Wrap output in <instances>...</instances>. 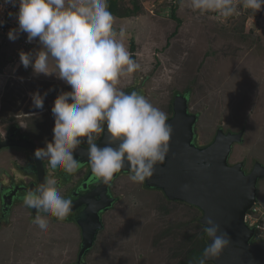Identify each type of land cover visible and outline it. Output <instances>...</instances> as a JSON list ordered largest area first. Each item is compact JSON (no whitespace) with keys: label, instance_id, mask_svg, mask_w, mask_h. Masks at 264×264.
Returning a JSON list of instances; mask_svg holds the SVG:
<instances>
[{"label":"rangeland","instance_id":"1","mask_svg":"<svg viewBox=\"0 0 264 264\" xmlns=\"http://www.w3.org/2000/svg\"><path fill=\"white\" fill-rule=\"evenodd\" d=\"M135 2L137 14L113 17L117 30L126 27L125 46L141 67L121 77L116 87L124 92L135 88L167 116L174 96L188 93L191 111L199 115V140H211L221 128L244 130L230 161H244L247 170L256 162L264 165V7L255 11L235 0L237 14L224 19L214 12L193 10L189 0L183 6L180 0ZM125 4L134 6L133 0ZM39 47L34 44L26 50ZM19 48L17 40L0 37V129L22 120V129L32 125L30 134L43 148L53 139L54 101L70 86L55 74L37 75L31 66L20 67ZM54 67L50 58V70ZM37 91L44 97L43 109L33 107L32 94ZM36 111L42 114L27 118ZM81 139L87 145V138ZM25 154L22 147L2 148L0 170L11 169L13 159L25 164ZM130 176L117 181L119 198L104 214V228L85 264H181L190 240L201 233L195 221L200 211L167 199L144 182L134 183ZM258 185L256 210L264 224V177ZM30 214L28 207L18 205L6 223L0 218V264H75L81 241L78 225L41 212L48 221L47 231H42Z\"/></svg>","mask_w":264,"mask_h":264},{"label":"clouds","instance_id":"2","mask_svg":"<svg viewBox=\"0 0 264 264\" xmlns=\"http://www.w3.org/2000/svg\"><path fill=\"white\" fill-rule=\"evenodd\" d=\"M180 3L183 6L184 0ZM242 3L255 11L264 6V0ZM9 4L18 6V27L8 32V38L15 41L26 33L28 43L37 41L40 46L35 51H20V63L25 69L31 66L37 75L55 74L70 86V91H61L56 97L51 109L55 119L53 139L46 147L37 148L34 157L46 158L52 169L61 167L73 174L80 166L74 152L84 143L81 138L86 137L91 169L103 183L108 184L126 163L132 182L143 183L151 177L155 165L166 159L173 128L167 123V114L144 95L116 87L121 77L141 66L125 46L126 27H114L108 0H0V10ZM189 6L224 19L237 14L235 0H189ZM50 58L55 61L54 70L49 68ZM32 103L34 108L43 109L44 97L39 91L32 94ZM105 125L109 145L101 148L94 134L105 133ZM196 133L197 123L194 136ZM116 142L118 147L110 146ZM238 162L244 161L232 163L229 159L230 164ZM56 184L55 179H46L24 196V205L37 210L32 222L42 231H47L48 221L39 214L41 209L60 221L71 212L72 201L60 194ZM205 224L204 232L211 243L204 247L196 264L219 258L230 245L228 233L221 234L212 218Z\"/></svg>","mask_w":264,"mask_h":264},{"label":"water","instance_id":"3","mask_svg":"<svg viewBox=\"0 0 264 264\" xmlns=\"http://www.w3.org/2000/svg\"><path fill=\"white\" fill-rule=\"evenodd\" d=\"M197 120V114H190L188 111L187 99L178 95L174 100V114L168 117L167 121L173 128L169 152L163 163L155 165L154 174L145 180V184L161 189L170 200L185 201L199 207L202 211V224L206 225L207 219L212 218L220 226L221 234L228 233L230 245L219 258L208 262L264 264V239L255 240V229L246 223V214L258 199V182L264 177V165L256 162L247 173L244 162L229 163L233 146L243 140L244 130L226 132L221 128L211 143L202 147L196 145L193 138ZM108 136L105 125V133L102 132L96 141L98 147L109 145ZM118 144L119 142H116L110 146L118 147ZM8 146L31 150L38 172V186L47 179L44 160L34 157L37 146L32 140L13 137L0 139V150ZM87 148L88 146L82 143L74 152L80 164H90ZM121 170L130 171V165L126 163L125 168ZM93 176L90 168L89 177L96 180L98 186L73 201L71 207L73 212L82 205L86 206L76 221L82 229L80 257L86 254L97 240L99 231L104 227L100 210L107 208L112 201L107 198L106 193L114 177L105 184ZM82 188H85V185H82ZM6 197H3L4 201H12ZM34 212L36 215L35 208ZM46 214L52 216L50 213ZM208 243H211L209 238Z\"/></svg>","mask_w":264,"mask_h":264},{"label":"flooded vegetation","instance_id":"4","mask_svg":"<svg viewBox=\"0 0 264 264\" xmlns=\"http://www.w3.org/2000/svg\"><path fill=\"white\" fill-rule=\"evenodd\" d=\"M128 91L139 93L135 88H129L125 90V92H128ZM178 95H182L184 98L187 99L188 111L190 114H193L194 112L191 111V106L189 102L190 95L188 93H177L174 96L172 105H171L173 106V112L170 115H168V117L174 114V100ZM38 114H42V112L40 111H36V113L30 112L27 118H30ZM22 115L23 114H18L17 117H21ZM22 122L23 121L20 120L18 121V124H16L15 122H11V123L9 122V124H5L3 129L2 130L0 129V139L5 140L11 137L17 138V139L25 138V139L32 140L36 144L37 148H39L38 141H36V139L33 138L32 134L28 132L29 130L27 131V129L25 130L22 129V124H21ZM101 134L102 132H100V134L96 136L95 142L101 136ZM214 136L211 138V140L204 142V141L199 140V138L197 137V133H196V135L193 138V142L199 147L206 146L207 144L211 143V141H213ZM24 149H26V154L24 155L26 158V160L24 161L25 164L13 159L12 164L14 166L11 169L10 168L9 170L5 169L4 171L0 170V172L2 173L0 175V182H1L0 183V218H3L5 223L7 222V216L9 218V215L14 210V207H17L18 205L25 206L23 203V200H24V196L26 195V193L34 189L36 186H38V172H37L36 162L33 158L31 150L27 148H24ZM44 165H45L47 179H55L57 182L56 186L58 190L60 191V194L63 197L70 199L72 202L78 199L81 195L88 193L91 189H94L95 187L98 186V182L96 180H92V177L91 178L89 177L90 168H91L90 164H80L79 163L80 166H79L78 171L73 174L66 173L61 167L52 169L46 158L44 159ZM245 170L247 172L251 171V170H247L246 168ZM125 174L132 175L131 171L121 170L115 175L113 181L111 182L110 186L107 189L106 196L108 199H111L112 201H111V204L107 208L100 210V216L103 221L105 217L104 214L115 205V203L117 202L119 198V195L115 194L116 183L119 180V178ZM3 176H5V179H3ZM86 179H88V181H85ZM82 185H85V188H82ZM144 185L148 189L154 188V187L147 186L145 184V181H144ZM154 189H157V188H154ZM4 196H7L6 199L11 198L12 201L11 202L4 201L3 199ZM85 207H86L85 205L78 207L73 212H71L64 221L65 222L70 221L78 225V223L76 222L77 216L84 210ZM29 210H31L30 217L31 219L34 220L35 216L37 215V214L35 215L34 208L32 209L29 208ZM41 212L45 213L42 209L40 210L39 214ZM50 217L58 220L56 217H53V216H50ZM78 227L81 230V241H80V244L77 250L75 264H85L87 254L93 248L95 243L90 248V250L86 252V254L80 257L83 238H82V229L79 225Z\"/></svg>","mask_w":264,"mask_h":264},{"label":"trees","instance_id":"5","mask_svg":"<svg viewBox=\"0 0 264 264\" xmlns=\"http://www.w3.org/2000/svg\"><path fill=\"white\" fill-rule=\"evenodd\" d=\"M125 1L126 0H108L109 10L112 12L113 16L122 18V17H132L135 14H137L139 7L137 6L135 2L136 0L135 1L133 0L134 2L133 7L126 5ZM136 6H137V11H135ZM172 16L174 19L178 20L180 24L181 20L175 15V9H173ZM132 46L135 47L134 42H132ZM172 112H173V106H171V113ZM31 126L28 127L27 131L30 130ZM34 128H37V126H34ZM28 132L32 133V129L31 131H28ZM181 202L187 205H190L191 207H195L200 211V214L195 217V221H197L199 227L202 228L201 233L199 234V236H196L194 239L190 240V244H189L190 249L189 248L187 249L186 256L181 262V264H196L197 260L202 254L204 247L208 244V237L206 236V233L204 232L205 225H203L200 222L202 211L199 207L195 205L189 204L185 201H181ZM207 264H214V263L207 262Z\"/></svg>","mask_w":264,"mask_h":264},{"label":"built area","instance_id":"6","mask_svg":"<svg viewBox=\"0 0 264 264\" xmlns=\"http://www.w3.org/2000/svg\"><path fill=\"white\" fill-rule=\"evenodd\" d=\"M260 10H262V8ZM17 11H18V6L13 7L10 4L5 5L3 10H0V37L8 38V32L11 29L18 27V21L16 19V12ZM9 13H11V15ZM17 40L20 42V48L17 50L18 55H19L20 51L27 52L26 47L29 46L30 44L34 43V41L32 43L27 42V34L26 33L20 34V36ZM14 63H15V61H14ZM18 66H16V69ZM20 66H21V63H20ZM247 220L252 226H254L256 228L259 235L264 237V224L261 221V218L258 216H255L254 213H249L247 215Z\"/></svg>","mask_w":264,"mask_h":264},{"label":"bare ground","instance_id":"7","mask_svg":"<svg viewBox=\"0 0 264 264\" xmlns=\"http://www.w3.org/2000/svg\"><path fill=\"white\" fill-rule=\"evenodd\" d=\"M5 36V35H4ZM7 39H9V38H7ZM17 40V39H16ZM18 41V40H17ZM19 42V41H18ZM20 43V42H19ZM34 44H38V42L37 41H34V43H32V44H30L29 46H33ZM28 47V46H27ZM246 171V170H245ZM247 172V171H246ZM248 173V172H247ZM153 189V188H152ZM259 194V193H258ZM256 207H257V202L253 205V207L247 212V214H246V223H247V225L249 226V227H251V228H254L255 229V237H254V239L255 240H258V239H264V237H262V236H260L259 235V233L257 232V230H256V228L254 227V226H252L249 222H248V220H247V215L249 214V213H254V215L255 216H257V210H255L256 209ZM201 222V221H200ZM204 225V224H203ZM206 226V225H205Z\"/></svg>","mask_w":264,"mask_h":264},{"label":"crops","instance_id":"8","mask_svg":"<svg viewBox=\"0 0 264 264\" xmlns=\"http://www.w3.org/2000/svg\"><path fill=\"white\" fill-rule=\"evenodd\" d=\"M116 17V16H115Z\"/></svg>","mask_w":264,"mask_h":264}]
</instances>
